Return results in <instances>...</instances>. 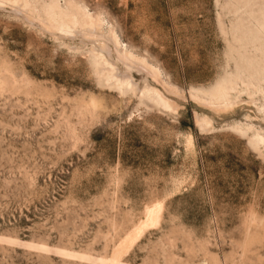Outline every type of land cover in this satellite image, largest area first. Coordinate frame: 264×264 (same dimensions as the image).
Segmentation results:
<instances>
[{"label": "rangeland", "instance_id": "obj_1", "mask_svg": "<svg viewBox=\"0 0 264 264\" xmlns=\"http://www.w3.org/2000/svg\"><path fill=\"white\" fill-rule=\"evenodd\" d=\"M0 264H264V0H0Z\"/></svg>", "mask_w": 264, "mask_h": 264}, {"label": "bare ground", "instance_id": "obj_2", "mask_svg": "<svg viewBox=\"0 0 264 264\" xmlns=\"http://www.w3.org/2000/svg\"><path fill=\"white\" fill-rule=\"evenodd\" d=\"M84 18V16H83ZM84 20L87 22L88 24V21H91V17L90 16H85ZM98 20V19H97ZM92 22V21H91ZM90 22V23H91ZM95 22V21H94ZM74 23H75V20H74ZM76 24V23H75ZM74 24V25H75ZM93 24V22L91 23ZM97 24V23H95ZM72 25H73V22H72ZM84 25H85V22H84ZM54 26V25H53ZM76 27V26H75ZM55 29V28H54ZM114 35V34H113ZM114 43L115 44H118V38L117 36H114ZM118 46V45H117ZM125 53V52H124ZM135 57V56H134ZM131 54H127L125 53L123 58L126 59V60H129V61H133L135 58H134ZM132 63V62H131ZM141 65H145V61L144 62H140ZM152 72L157 75L158 72L153 70L152 69ZM130 84V83H129ZM225 104V103H224ZM228 104V103H227ZM219 105V104H218ZM156 209H151L148 211V215H147V219L142 222V225L137 229L135 230L117 249L116 253H114L115 255V258L119 256V254L121 253L122 249L126 246V244H133L134 242L137 241V239L139 238V236L144 232V230L146 228H149L150 226H154V225H157V212H156ZM159 212V211H158Z\"/></svg>", "mask_w": 264, "mask_h": 264}]
</instances>
